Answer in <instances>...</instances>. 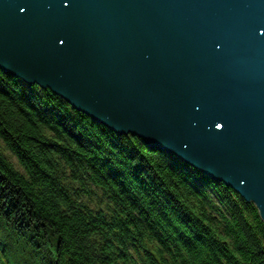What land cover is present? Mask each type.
<instances>
[{"label":"water","instance_id":"1","mask_svg":"<svg viewBox=\"0 0 264 264\" xmlns=\"http://www.w3.org/2000/svg\"><path fill=\"white\" fill-rule=\"evenodd\" d=\"M0 70L223 183L264 224V0H0Z\"/></svg>","mask_w":264,"mask_h":264},{"label":"trees","instance_id":"2","mask_svg":"<svg viewBox=\"0 0 264 264\" xmlns=\"http://www.w3.org/2000/svg\"><path fill=\"white\" fill-rule=\"evenodd\" d=\"M0 141V264H264L253 204L2 70Z\"/></svg>","mask_w":264,"mask_h":264},{"label":"rangeland","instance_id":"3","mask_svg":"<svg viewBox=\"0 0 264 264\" xmlns=\"http://www.w3.org/2000/svg\"><path fill=\"white\" fill-rule=\"evenodd\" d=\"M22 83H23V81H22ZM31 86H33V85H31ZM43 90H46V89H43ZM71 107V106H70ZM71 109H72V107H71ZM73 110V109H72ZM75 111V110H74ZM94 122V121H93ZM101 125V124H100ZM108 129V128H107ZM111 131V130H110ZM112 133H114L113 131H111ZM115 135H117L116 133H114ZM8 146V144L5 142H1L0 141V152H1V150H2V148L4 149V151H5V153L8 151L6 148H5V146ZM164 154H166V155H168V156H172V155H170V154H168V153H164ZM7 156H8V159H6L7 160V162L9 161L11 164H13V165H15V166H18V163H19V160L18 159H15L14 157H11V156H9V154H7ZM173 157V156H172ZM7 158V157H6ZM176 160H179L180 162H182L180 159H176ZM191 168V167H190ZM19 169H21L20 167H19ZM19 169L18 168H16V170H18L19 171ZM199 183V182H198ZM198 183L196 184L197 186H198ZM247 203V202H246ZM254 206V205H253ZM255 207V206H254ZM257 210V209H256ZM259 216V215H258ZM260 218V217H259ZM261 220V219H260ZM249 262H251L250 260H248Z\"/></svg>","mask_w":264,"mask_h":264}]
</instances>
